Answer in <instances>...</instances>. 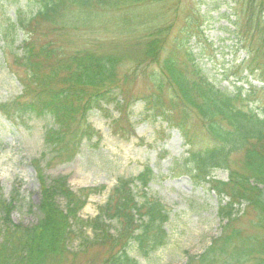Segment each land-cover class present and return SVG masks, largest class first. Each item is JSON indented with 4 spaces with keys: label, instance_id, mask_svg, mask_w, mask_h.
Returning <instances> with one entry per match:
<instances>
[{
    "label": "rangeland",
    "instance_id": "rangeland-1",
    "mask_svg": "<svg viewBox=\"0 0 264 264\" xmlns=\"http://www.w3.org/2000/svg\"><path fill=\"white\" fill-rule=\"evenodd\" d=\"M25 3L0 0V23L5 26L16 22L14 12L25 9ZM37 4L32 0L31 12ZM25 30L35 45L50 42L53 51L57 50V54L43 59L44 72L82 50L117 57L115 86L117 98L123 102L106 105L104 110L91 109L82 119L68 120L61 130L62 138L53 146L45 139L46 129L56 126L51 114L38 110L36 114L19 115L12 103L22 94L19 77L24 76V67L19 64L20 58L7 53L6 65L0 59V105L9 111H0V195L12 200L10 218L14 223L32 226L40 218L36 166L47 177L66 176L73 191L97 187L78 212L82 219L95 216L118 177H134L149 167L153 177L147 190L169 210L164 225L168 242L146 257L138 256L140 264H183L187 255L203 252L224 231L238 230V241L252 239V234L264 235V226H253L256 211L245 197H239L229 209L237 210L231 222L217 215L220 206L230 203V179L236 182V176L252 175V161L245 159V149L229 154L227 169L211 171L213 179L228 183L219 197L213 183H200L180 168V159L191 148L180 132L151 116L143 106L145 97L157 93L161 105L171 109L166 111L172 112L173 120H185L193 128L192 148L209 143L206 121L193 104H184L172 85L156 92L150 80L168 54L174 58L171 53L179 44L177 60L185 64L183 67L180 63V69L195 78L185 59V51L191 50L208 81L236 96V105L263 116L264 83L243 69V61L249 60L252 48L264 61V0H143L115 8L69 6L52 20L31 19ZM21 34L25 33L19 32V38ZM153 42L157 47L151 58L149 45ZM1 45L0 40V54ZM56 71L63 73L61 68ZM41 99L23 95L20 102L32 101L39 107ZM120 107L124 116H119ZM252 144L249 140L244 148L252 150ZM234 185H240V180ZM74 227L77 235L67 244L68 250L59 258H46L42 264H102L111 252L110 246L99 242L83 223ZM247 243L252 246L251 240Z\"/></svg>",
    "mask_w": 264,
    "mask_h": 264
},
{
    "label": "trees",
    "instance_id": "trees-1",
    "mask_svg": "<svg viewBox=\"0 0 264 264\" xmlns=\"http://www.w3.org/2000/svg\"><path fill=\"white\" fill-rule=\"evenodd\" d=\"M141 1L37 0L35 12H31L32 0H26L25 9L18 8L14 12L16 22L10 21L5 26L0 23L2 65H6V54L10 53L18 56L19 64L24 67V76L19 77L22 94L12 103L16 104L19 115L36 114L38 110L51 114L56 126H49L45 131V139L51 145L54 146L62 138L61 130L66 127L68 120L76 117L82 119L91 109L104 110L106 105L115 106L123 102L117 98L119 92L115 86L118 59L110 54L82 50L64 60L63 64L58 63L44 72L41 69L43 59L47 60L52 54H57V50L53 51L50 42L38 46L34 44L25 30L30 20H52L58 12L69 6L85 9L93 6L115 8ZM21 31L26 35L21 34L19 38ZM177 46L181 47L179 44ZM156 47V42L149 45L151 58L156 54ZM178 47L171 53L174 58L168 54L160 70L151 73L150 80L155 84L156 92L164 85H172L184 104H193L199 117L206 121L209 143L192 148L195 138L193 128L191 130L185 120H173L172 112L166 111L171 109L161 105L157 93L144 98V110L180 132L185 143L191 147L180 159V168L200 183H213L219 197L227 190L224 186L228 183L213 179L211 171L227 169L229 154L245 149V159L250 158L252 161V175L236 176V182L230 179V203L220 206L217 215L231 222L237 210L234 212L229 209H232L236 200L239 201V197H245L244 200L252 202V209L256 211L257 219L253 221V226H264V115L260 116L253 109H243L236 105V96H231L208 81L199 63H195V53L188 49L185 51V59L190 63L195 78L190 77L191 73L180 69L185 64L181 61L180 65L177 60ZM259 55L257 49L252 48L249 60L243 61V69L249 70L257 81L264 83V61ZM60 68L62 74L56 71ZM58 78L60 86L56 83ZM23 95L31 100L42 97L39 107L32 101L20 102ZM238 96L241 99L240 93ZM6 108L0 105V111L8 114ZM118 111L119 116H124L122 107ZM185 113L188 119V113ZM215 115L221 118L214 119ZM89 130L93 131L91 128ZM249 140L253 143L252 150L244 148ZM35 171L39 183L37 208L40 213L36 224L24 226L14 223L10 218L12 200L0 195V264H42L46 258H59L68 250L66 246L72 242L74 235H77L74 226L80 222L91 230L99 242L110 246L111 252L102 264H140L138 256L146 257L167 244L168 235L164 225L169 210L147 190L153 177L149 167L134 177H118L105 202L98 206L95 216L89 219H82L78 212L97 187H81L73 191L66 176L47 177L40 166H36ZM239 180L240 185H234ZM251 194L252 197L249 196ZM238 235V230L224 231L203 252L187 255L183 264H264V235L252 234V239L241 241L235 240ZM250 240L252 246L247 243Z\"/></svg>",
    "mask_w": 264,
    "mask_h": 264
}]
</instances>
